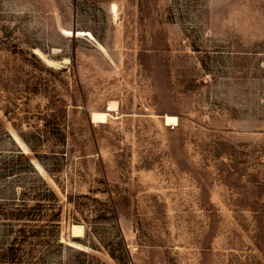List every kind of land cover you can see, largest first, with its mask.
<instances>
[{"label":"rangeland","instance_id":"1","mask_svg":"<svg viewBox=\"0 0 264 264\" xmlns=\"http://www.w3.org/2000/svg\"><path fill=\"white\" fill-rule=\"evenodd\" d=\"M34 263L264 264V0H0V264Z\"/></svg>","mask_w":264,"mask_h":264},{"label":"trees","instance_id":"2","mask_svg":"<svg viewBox=\"0 0 264 264\" xmlns=\"http://www.w3.org/2000/svg\"><path fill=\"white\" fill-rule=\"evenodd\" d=\"M41 187L43 192H47V194H49V197L51 199H53V201L51 202V205L55 206L58 203V200L56 198V196L54 195V193L48 188L47 184L42 182L41 183ZM39 207H42V204L38 203L37 204ZM37 211V210H35ZM21 215L20 216H24L23 218H26L28 216H30L31 218H34L32 220L34 221H38L37 218H40L41 214L39 212H32L34 213L33 215L30 213H27V211H20ZM22 220V219H21ZM31 221V220H30ZM30 229V231L27 232V229ZM40 229H43L40 226H27L26 224H24L21 228L20 231L18 232V236L16 237V241L13 244V246L10 248V256L12 258V261H15L16 259L18 260L17 263L21 262L22 260H24V257H28L30 255H34L33 252V248L36 246V244H33V241H38L39 242V246L41 243V238L38 236V234L40 233ZM30 232L29 235H27ZM33 244V245H32ZM26 245L32 246L31 249L25 252L24 257H22V248L25 247ZM36 264V263H34Z\"/></svg>","mask_w":264,"mask_h":264},{"label":"bare ground","instance_id":"3","mask_svg":"<svg viewBox=\"0 0 264 264\" xmlns=\"http://www.w3.org/2000/svg\"><path fill=\"white\" fill-rule=\"evenodd\" d=\"M34 53L41 59L46 65L54 66L56 63L54 61L48 60L39 50H34ZM57 66V65H56ZM58 67V66H57ZM109 111H115V106L111 105ZM92 114V113H91ZM69 233L73 238L82 239L85 237V227L81 224H72L69 228Z\"/></svg>","mask_w":264,"mask_h":264},{"label":"water","instance_id":"4","mask_svg":"<svg viewBox=\"0 0 264 264\" xmlns=\"http://www.w3.org/2000/svg\"><path fill=\"white\" fill-rule=\"evenodd\" d=\"M74 31V30H73ZM75 32V31H74ZM90 120H91V122H92V116L90 115ZM73 239V238H72Z\"/></svg>","mask_w":264,"mask_h":264}]
</instances>
